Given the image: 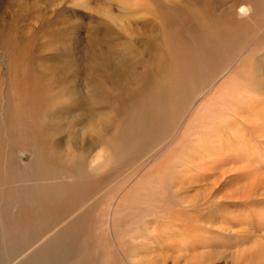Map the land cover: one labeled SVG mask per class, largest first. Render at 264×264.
<instances>
[{
    "label": "rangeland",
    "instance_id": "obj_1",
    "mask_svg": "<svg viewBox=\"0 0 264 264\" xmlns=\"http://www.w3.org/2000/svg\"><path fill=\"white\" fill-rule=\"evenodd\" d=\"M237 1L239 0H142L144 5L141 8L128 10L116 0H0V116L4 115L5 109L11 111L17 104L18 112L22 116L23 132L34 147L40 150L46 169L66 172L67 182L79 176L78 169L82 175L85 173L84 176L90 175L93 180L96 179L83 193L84 205L81 204L82 206L75 209L90 208L87 213L90 212L89 214L95 216L96 220H105V229L107 221L111 220L112 216L116 217V208L110 212L108 209L110 216L108 220V216L101 219L98 211L108 207L109 202L116 199L117 194L130 195L137 180L144 183L148 181L158 187V193L176 195L179 205L176 213L180 216L177 222L167 223L169 229L175 227L173 234L175 231L179 235L184 233V226L189 224L187 222L191 221L193 216L196 218L194 229L199 236L209 231L210 234H215H212V238L217 240L211 241L208 246L199 243V238H196L197 241L191 238L195 244L181 249L178 248L179 236L165 239V244H162L158 251L148 250L150 253L147 261L150 264H182L176 258L181 256L185 258L189 254H192L189 257L212 255L210 261L205 264H228L232 252L239 243L241 244L236 248L245 249L248 258L251 255L248 252L250 245L262 241L264 243L263 231L253 233L257 223V213H264L263 171H261L262 178L247 189L252 196L245 193L249 197L243 199L241 196L244 194H240V198L237 195L242 193L239 188L244 184V179L240 175L237 176L240 173L238 171L240 163H236L232 157L224 160L223 165H219L220 172L211 168L212 165H208L209 172L199 174L206 179L193 180L189 175L173 184L168 181L167 169L178 160L181 153H185L184 148L191 147V142L194 140L193 137H186L188 124L178 128L177 136L172 140L168 154L160 151V142L165 138L163 133L156 137L155 142L150 141L151 136L148 143L139 149L141 152L125 161L131 164L127 167L119 164V144L116 143V153L111 156L109 165L100 172H92L89 168V163L99 149L103 148L108 156L115 150L114 147L109 148L112 140L101 130L107 126L111 127L116 122H125L128 108L154 100L157 88L161 89L167 101L169 89L171 91L169 99H176L172 93L173 79L177 76L176 70L180 68L183 59L190 55L188 50L184 52V46L191 41L193 27L200 23L198 26L204 25L206 28L205 23L208 18V24H211L213 19L222 24L226 20L231 21L233 12L237 8ZM262 27L255 33L259 37L264 33ZM207 30H210V27H207ZM6 34H10L13 47L3 46L2 36ZM13 49H15L14 56L18 55L20 49L23 50L22 58L11 63L19 69L20 75L26 73L29 86L32 87L30 92L24 93L19 102L18 100L15 102L11 95L12 86L8 73V69L11 68L10 64L8 65L10 51ZM245 49L246 42H243L241 51L236 54L235 60L238 61L231 65L226 76L229 77L233 68L240 60L242 61L247 53ZM257 50L259 54L254 53V56L259 61L262 56L264 58V48L260 47ZM129 67L131 72L128 71ZM257 73L254 74L256 78L259 77ZM214 78L220 79L218 75ZM263 78L262 73L261 79L257 82L264 83ZM197 84L198 82L195 86ZM210 93L203 95L200 100H194V106L200 107L203 103H207ZM213 94L215 96V93ZM176 95L178 96L177 93ZM105 99L116 102V107L113 108L114 105L110 106L108 103L99 104V101ZM240 107L241 110L247 109V105L237 106L238 109ZM114 110L116 114L113 113ZM227 110L225 109L226 112ZM227 114H230V120L234 119L232 112ZM35 123L37 127H34ZM170 126L175 127L171 123ZM254 145L255 141L249 139L248 143L245 141L241 144V148L249 151ZM29 146L31 145H25L23 149L13 148V152L9 145L4 146L2 159L6 164L14 165L16 161L20 166H25L34 158L31 152V148L34 147ZM181 146L182 152L178 153ZM235 146L233 148L239 150V146ZM197 161V158L190 159L183 165L185 167L188 164L197 165ZM188 170L195 171L189 166ZM212 170L217 172V175L211 172ZM173 177L176 178L177 175L174 174ZM40 181H43V178ZM35 182L37 181L31 178L12 174L5 191L20 193L23 188L35 186ZM203 183L205 184L202 185ZM205 193H212L208 197L211 206H206V210L200 208V211L196 212L191 206L194 205L195 200H203ZM231 193L235 195H230ZM15 195L17 193L6 194L5 204L10 214L21 215L23 213L19 212V204L22 200L17 199ZM168 197L171 198V195ZM233 198L238 200L235 199L233 202ZM198 207L203 205L199 204ZM61 211L67 212L65 208ZM43 212L41 213L43 227L38 226L42 228L41 231L31 242L25 244L26 246L16 247L17 242L20 241L18 238L12 241L0 239V252L3 248L14 250L13 255L8 254L7 257L4 253L3 255L0 253V259L4 256L0 264H15L23 260L35 246L50 237L64 224L62 222L67 220V217L64 220L55 218L54 214H58V210L49 206L45 207ZM197 217L201 220L200 224ZM212 217L215 221H212L214 220ZM8 224L12 225L14 222ZM181 230L183 232L179 233ZM169 235H172L171 232ZM229 235L232 240H229ZM174 239L175 241H172ZM152 244L150 246L154 247ZM112 245H116V240L107 237L103 251L109 253L113 248ZM174 245L176 246L173 247ZM232 245L235 247L232 248ZM262 248L264 245L259 248L256 257L264 260ZM195 252L200 254L196 255ZM225 254L229 255L228 258L224 256ZM94 255L95 252L91 253L89 249V257L84 258V263L86 264L89 259L97 261ZM116 259L117 264H125L122 254L116 252ZM251 261L254 262L248 260Z\"/></svg>",
    "mask_w": 264,
    "mask_h": 264
},
{
    "label": "bare ground",
    "instance_id": "obj_2",
    "mask_svg": "<svg viewBox=\"0 0 264 264\" xmlns=\"http://www.w3.org/2000/svg\"><path fill=\"white\" fill-rule=\"evenodd\" d=\"M116 1L128 10L141 8L144 5H142V0ZM236 4L237 8L233 12L231 21L227 22L226 20L222 24V22L213 19L212 22L210 21L211 24H208V18L205 23L206 28L204 25L198 26L200 23L193 27L194 33L191 41L184 46V52L189 51L190 55L183 59L180 68L176 70L177 76L173 79L172 93L175 95V100L169 99L170 89L168 90L167 101L161 89L157 88L154 100L127 109L125 122H116L111 127L107 126L101 130L112 140L109 148L114 147L115 150L110 152V156H108L103 148L99 149L92 162L89 163L92 172H100L109 165L111 156L114 152L116 153V143L119 144V164L125 167L131 165L125 161L132 159L141 152L139 149L148 143L151 136L150 141L155 142L158 135L165 134V138L160 142V151L168 154L169 146L177 136L178 128L188 124L189 128L185 132L186 137H193L194 140L191 142V147L184 148L185 153H181L182 146L178 149L177 152L181 153L178 160L167 169L166 173L170 184L182 181L183 178L189 175L193 180L206 179L204 176L200 177L199 174L209 172V166L211 165V168L213 167L215 171L218 169L217 172H220L221 167L219 165H223L224 160L232 157L236 163H240L238 169L240 173L237 176L240 175L244 179L243 186L239 188L242 193H237L238 198L242 194L244 196H241V199L243 197L248 198L249 196L245 193L252 196L251 193L247 192V189L254 186L257 183L256 181L262 178L261 171L264 172V83L259 84L257 82L261 79V74L264 75V58L262 56V59L257 61L256 56H254V53L259 52L257 48H264V33L260 37L255 34L264 22V0H239ZM207 27H210V30H207ZM2 37L3 46L13 47L10 34ZM243 42H246L245 51L247 53L242 61L240 60L239 64L233 68L228 77L226 76L227 71L231 68V65L238 61L235 60L236 54L241 49ZM14 50L10 51L8 65L10 64L11 68H9L10 71L8 69V73L12 86L10 87L11 95L15 102L17 100L19 102L24 93L30 92L32 87L29 86V78L26 73L20 75L19 69L12 64L22 58L23 50L20 49L16 56L13 55ZM121 69L125 70V68ZM128 71L131 72L130 67ZM215 71L217 72L214 73ZM255 72L259 73V77L256 78ZM216 75L220 78L219 80H215ZM262 81L264 82V78ZM196 82L198 84L195 86ZM208 92L211 93L208 96L207 103H203L200 107L194 106V100H200ZM213 93H215V96ZM100 103H108L110 106L113 104V108L116 107V102L108 99L99 101ZM240 105H247V109L241 110L240 107L239 111L237 106ZM225 109L233 113L234 119L230 120V114L228 115ZM3 113L4 115L0 116V239L12 241L18 238L20 241L17 242L16 247L27 245L41 231L42 228L38 227H43L41 213H44L43 209L47 206L58 210V214H54L55 218L64 220L67 217V220L62 222L64 224L58 227L50 237L35 246L23 260L15 264H85L83 260L85 257L88 259L89 249L91 253L95 252L94 256L97 261L89 259L86 264H117L116 252L122 254L125 264H150L147 261L150 253L148 250L156 249L158 251L161 245L165 244V239H172L173 236H179V249L186 246L190 247L191 244L194 245L197 241L196 238H199V243L205 246L211 244V241L217 240L212 238L214 233L210 234L211 231L204 233L200 229L204 234L199 236V233L194 229V221H196L194 216L191 221L187 222L189 224L184 226V233H181V236L178 233L176 234V231L173 234L175 227L169 229L167 223L176 221L180 216L176 213V209H179L176 195L173 193H158L156 185L148 181L144 183L141 180L134 182V188L130 195L117 194L116 199H112L108 207L101 208V211H98L101 219L108 216V220L110 217L108 209L110 212L113 208H116V217L112 216V219L107 221V226L104 229L105 220H96L95 216L89 214L90 212L87 213L90 208L85 210L75 209L84 205L82 204L84 201V198H82L83 193L96 179L93 180L90 175L84 176L85 173L82 175L78 169L79 176L67 182L68 175H65L66 172L61 173L46 169L40 150L34 147L23 132V127H21L22 116L18 112L17 104H15L13 110L5 109ZM113 113L116 114V111L114 110ZM170 123L174 124L175 127H171ZM49 124L51 126V123ZM34 127H37L36 123ZM29 130L32 132L30 128ZM249 139H253L255 145L248 151L241 148V144L245 141L248 143ZM8 145L12 152L13 148L23 149L25 145L34 147L31 148L34 156L32 162L25 166H20L16 161L14 165L11 163L6 164V161L2 159V153L4 146L8 147ZM235 145L239 146V150L233 148ZM192 150L197 151L191 152ZM225 153H227L226 156ZM194 158L198 159L197 165L188 164L189 167L195 170L190 172L188 166L185 167L183 163ZM213 160L214 162H212ZM210 162L212 164H209ZM215 171L212 170L211 172L216 174ZM12 174L31 178L37 182H35V186L30 185V187L23 188L20 193L7 192L5 187ZM60 174L62 175L58 176ZM174 174L177 175L176 178L173 177ZM42 178L43 181H40ZM228 178L230 177L228 176ZM8 193H17L15 197L17 199L21 198L19 212L23 214L13 215L9 213L5 204L6 194ZM210 194L212 193H205L203 200H195L191 208H195L197 212V210L200 211V208L205 209L206 206H211L208 199ZM232 194L234 193L230 195ZM168 195H171V198ZM238 198H233V202ZM228 199L230 200V197ZM199 204L203 207H198ZM64 208L67 210L66 213L61 211ZM257 215V223L254 226L255 231L253 233L264 232V213L259 214L258 212ZM199 221L201 220L198 218V223ZM212 221H215V219ZM9 222H14V224L10 225ZM170 232L172 237L169 235ZM107 237L116 240V245H112L113 248L109 253L103 251L104 241ZM191 238H195V241ZM209 238L212 240H209ZM229 240H232L230 235ZM172 241H175V239ZM223 242L225 243V241ZM151 244L154 247H151ZM239 245H236V247ZM262 245H264L263 241L262 243L250 245L248 248V252L251 254L249 258L245 249L236 248L235 245H232L235 250L232 252L228 264H264L262 258L256 257ZM1 250V255L4 253L6 257L8 254L13 255L14 253L12 248ZM15 250L17 249L15 248ZM263 251L264 248H262ZM189 255L185 258L181 256L182 258L176 259L177 261L180 260L179 262H182V264H205L212 256L205 254L207 257L195 255L189 257ZM224 256L228 258L229 255L225 254ZM249 259L254 262H248Z\"/></svg>",
    "mask_w": 264,
    "mask_h": 264
}]
</instances>
